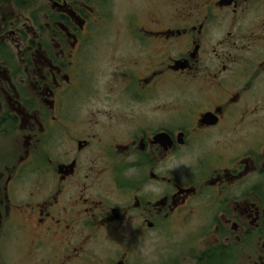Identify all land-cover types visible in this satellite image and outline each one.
Returning a JSON list of instances; mask_svg holds the SVG:
<instances>
[{"label": "flooded vegetation", "instance_id": "obj_1", "mask_svg": "<svg viewBox=\"0 0 264 264\" xmlns=\"http://www.w3.org/2000/svg\"><path fill=\"white\" fill-rule=\"evenodd\" d=\"M115 5L0 0V264H264V0H127L100 88Z\"/></svg>", "mask_w": 264, "mask_h": 264}, {"label": "rangeland", "instance_id": "obj_2", "mask_svg": "<svg viewBox=\"0 0 264 264\" xmlns=\"http://www.w3.org/2000/svg\"><path fill=\"white\" fill-rule=\"evenodd\" d=\"M127 0H116L115 12L113 13V17L111 19L105 18L101 22V26L98 30V36L95 38V46L92 49L91 54L89 55V60L93 66L97 69V76L92 75V80L96 79V84L103 88L104 83L107 81V76L104 75L102 71L104 69V65L108 64L110 59L118 53H123L127 47L125 44L124 38L121 39L122 44L117 47L112 44L115 40L114 30L121 24H124V11L126 9ZM95 73V72H94ZM107 73V71L105 72ZM172 95L169 91H166L163 100L168 102L170 99L169 96ZM76 103L81 101V97L77 96L75 100ZM90 104H106L109 101H105V98L99 97L98 100L93 96L89 100ZM151 104L147 106L141 103H134V108H138L142 106L143 108L150 109Z\"/></svg>", "mask_w": 264, "mask_h": 264}, {"label": "water", "instance_id": "obj_3", "mask_svg": "<svg viewBox=\"0 0 264 264\" xmlns=\"http://www.w3.org/2000/svg\"><path fill=\"white\" fill-rule=\"evenodd\" d=\"M164 135L162 134V137H163Z\"/></svg>", "mask_w": 264, "mask_h": 264}]
</instances>
